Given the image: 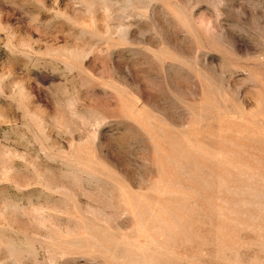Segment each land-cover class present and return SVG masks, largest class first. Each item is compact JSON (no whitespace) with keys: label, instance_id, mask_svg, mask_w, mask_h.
Instances as JSON below:
<instances>
[{"label":"rangeland","instance_id":"1","mask_svg":"<svg viewBox=\"0 0 264 264\" xmlns=\"http://www.w3.org/2000/svg\"><path fill=\"white\" fill-rule=\"evenodd\" d=\"M0 264H264V0H0Z\"/></svg>","mask_w":264,"mask_h":264}]
</instances>
